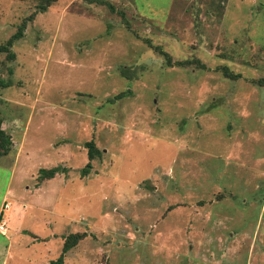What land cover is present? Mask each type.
Instances as JSON below:
<instances>
[{
    "label": "rangeland",
    "instance_id": "1",
    "mask_svg": "<svg viewBox=\"0 0 264 264\" xmlns=\"http://www.w3.org/2000/svg\"><path fill=\"white\" fill-rule=\"evenodd\" d=\"M102 1L55 0L0 53V264L74 232L60 264H264V0ZM33 10L0 0V44Z\"/></svg>",
    "mask_w": 264,
    "mask_h": 264
},
{
    "label": "trees",
    "instance_id": "2",
    "mask_svg": "<svg viewBox=\"0 0 264 264\" xmlns=\"http://www.w3.org/2000/svg\"><path fill=\"white\" fill-rule=\"evenodd\" d=\"M54 1L55 0H34V10L31 13H29L26 17H24L22 21L18 24L16 30L12 34H10L3 43L0 44V53H4L6 59L12 60L14 58V53L11 50V46L16 40H18L22 36L26 23L31 21L33 19V16L37 12L45 11V9ZM98 1L103 2L102 0H98ZM108 6L110 10L113 9L110 5ZM119 15L121 16L120 17L121 22L126 27H128L127 20L123 16V13L119 12ZM153 49L154 51H156L157 53L161 54L164 57L165 62L167 64L170 63L169 61L170 57L167 53L161 50L158 46H153ZM186 63L187 61L175 62V64L178 65L186 64ZM220 70L225 77L236 78L238 76L237 74H234L230 70H228L227 67L225 66H221ZM7 73H10V69H8ZM251 82L256 85L264 86L263 77L258 79H253L251 80ZM8 85H9L8 80H3L0 78V87H6ZM122 95L123 93H118L115 97H121ZM0 124H1V118H0ZM10 146H11V140L9 135L5 133L4 130L0 127V156L7 154L9 152ZM84 147L86 148L87 162L83 165V167H81V169H79V173L81 176H84L88 173L90 168V160L93 159V157L99 153L98 149L95 147L92 140H88L84 142ZM58 171H62V169L59 168L58 166H53L48 169H42V168L38 169L37 179L42 180V179L51 178ZM83 236H84V232H74L64 236L61 244L60 252L57 258L55 260L49 261V264H60L63 260V256L65 252L68 251L71 247H73L77 243V241L80 240Z\"/></svg>",
    "mask_w": 264,
    "mask_h": 264
},
{
    "label": "built area",
    "instance_id": "3",
    "mask_svg": "<svg viewBox=\"0 0 264 264\" xmlns=\"http://www.w3.org/2000/svg\"><path fill=\"white\" fill-rule=\"evenodd\" d=\"M0 228L2 229V227L0 226Z\"/></svg>",
    "mask_w": 264,
    "mask_h": 264
}]
</instances>
